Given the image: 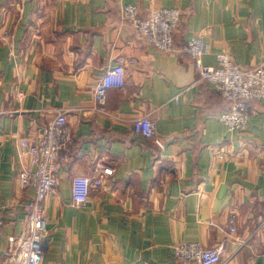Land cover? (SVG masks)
<instances>
[{
	"label": "crops",
	"instance_id": "1",
	"mask_svg": "<svg viewBox=\"0 0 264 264\" xmlns=\"http://www.w3.org/2000/svg\"><path fill=\"white\" fill-rule=\"evenodd\" d=\"M124 3L143 16L180 9L176 49L202 35L208 65L220 52L243 68L264 65V0H0V34L11 35L0 41V264H16L26 228L18 143L41 137L61 108L75 145L46 200L41 264H181L173 249L186 242L223 244L221 264H264V100L252 102L245 130L230 132L218 118L226 103L197 83L194 61L137 40ZM119 56L133 61L124 89L111 88L97 112L95 84ZM145 114L155 139L133 132ZM97 161L114 174L77 208L72 178Z\"/></svg>",
	"mask_w": 264,
	"mask_h": 264
},
{
	"label": "built area",
	"instance_id": "2",
	"mask_svg": "<svg viewBox=\"0 0 264 264\" xmlns=\"http://www.w3.org/2000/svg\"><path fill=\"white\" fill-rule=\"evenodd\" d=\"M182 12L176 7L153 8L143 16L135 4L121 6L122 20L130 26L135 38L154 46L164 53L180 52L190 57L198 73L197 83L207 82L224 99L231 101V108L218 118L232 133L246 129L251 104L264 100V65L243 68L225 52L216 54V63L208 65L204 57L209 48L203 36L190 38L185 45L176 49L175 37L182 23ZM10 33L0 34V41H8ZM133 61L119 56L116 64L108 68L94 88V110L105 112L107 94L111 88L124 89L125 67ZM183 90L181 94L185 93ZM178 100V97L175 98ZM69 110L61 108L55 117L42 128V135L36 140L21 139L18 143L20 187L28 190L21 208L25 214L26 228L22 232L16 264H41L47 244L46 200L54 192L58 174L64 163L72 158L75 145L74 131L68 122ZM133 132L143 139H155L156 122L145 114L132 122ZM159 145L163 142L156 140ZM114 168L97 161L92 175H76L72 178V198L75 207L84 206L93 189L104 186L106 179L114 174ZM236 215L229 220L230 232L236 231ZM4 225L0 207V227ZM224 245L206 248L199 243L186 242L174 247L173 256L181 264H221ZM249 264H260L252 260Z\"/></svg>",
	"mask_w": 264,
	"mask_h": 264
},
{
	"label": "trees",
	"instance_id": "3",
	"mask_svg": "<svg viewBox=\"0 0 264 264\" xmlns=\"http://www.w3.org/2000/svg\"><path fill=\"white\" fill-rule=\"evenodd\" d=\"M217 93H218V92H217ZM218 95H219V97L221 98V100H222L224 103H226V107H225L224 111H225V110H229L228 108L231 106L232 102H231V101H228V100H226V99H224L219 93H218ZM230 108H231V107H230Z\"/></svg>",
	"mask_w": 264,
	"mask_h": 264
}]
</instances>
